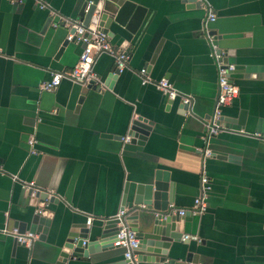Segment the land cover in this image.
<instances>
[{"label":"crops","instance_id":"obj_1","mask_svg":"<svg viewBox=\"0 0 264 264\" xmlns=\"http://www.w3.org/2000/svg\"><path fill=\"white\" fill-rule=\"evenodd\" d=\"M131 1L147 11L141 28L108 36L130 54L127 67L110 79L116 60L103 54L94 65L100 82L64 80L47 92L41 84L79 62L84 45L65 44L64 22L81 21L87 0H0V264L124 258L122 248L59 260L72 227L100 231L121 213L126 185L150 183L158 170L169 172L178 209H192L202 178L209 180L208 210L186 223L191 241L176 245L181 253L202 264H264V0H205L214 21L197 0ZM214 50L234 66L230 81L240 95L222 108L221 132L208 138L219 95ZM161 80L190 99L187 111L157 88ZM140 117L153 123L144 145L129 137ZM37 214L50 223L31 246L4 234Z\"/></svg>","mask_w":264,"mask_h":264},{"label":"water","instance_id":"obj_2","mask_svg":"<svg viewBox=\"0 0 264 264\" xmlns=\"http://www.w3.org/2000/svg\"><path fill=\"white\" fill-rule=\"evenodd\" d=\"M146 12L145 8L131 0H87L80 16L84 26L89 30H97L113 39L116 36L122 37L127 32L136 35L143 24ZM71 33H75V30L72 29ZM65 44L69 42L66 41ZM213 44H217L215 40ZM224 62L227 64L226 60ZM119 74L120 71L116 69L109 78L115 79ZM188 108V104H185L184 109L187 111ZM152 125V122L142 117L133 121L129 132L131 142L138 141L137 144L144 145ZM225 155L219 152L210 153V156L223 160L228 157ZM229 159L236 160L233 156ZM32 194L34 189L31 188L30 195ZM35 195L43 200L49 198L46 192ZM50 201L53 202L52 197ZM175 201V186L170 181L169 172L156 171L150 183H128L122 204V211L127 208L123 223L136 233L140 241L136 250L137 261L128 260L124 255L122 259L109 257L102 260L101 264H202L197 254L181 253V249L176 246L190 244V239L185 241L182 239L186 233V223L192 221L193 215L191 211L181 215L180 209L173 206ZM49 223V220L37 214L30 224L19 222L15 226L13 223L10 226H15L16 229L9 228L6 231L17 230L18 234H25L29 229V233L41 234L42 238L48 231ZM120 224L118 218H110L104 221L100 231L96 233H93L89 226L75 225L68 234L59 260L68 262L73 259H89L102 252L122 249L115 246L117 235L121 230ZM41 225L46 227L41 228ZM11 237L16 244H19L17 238Z\"/></svg>","mask_w":264,"mask_h":264},{"label":"built area","instance_id":"obj_3","mask_svg":"<svg viewBox=\"0 0 264 264\" xmlns=\"http://www.w3.org/2000/svg\"><path fill=\"white\" fill-rule=\"evenodd\" d=\"M200 5L204 6L208 10V19L210 21L216 20L215 13L207 6L205 0H197ZM69 27L70 32L68 34V42H81L84 45V49L80 55L78 64L69 72H59L53 75L51 81L41 84L40 89L42 91L53 92L55 91L64 80L73 82L80 86H89L92 83L100 82V78L94 71V65L99 56L103 54H110L116 60L117 69L121 72L125 69L130 61V54L124 50L115 49L111 43L108 35L103 34L97 30H89L84 26L82 21L64 22ZM74 29L75 33H71ZM214 49H217L216 45H213ZM214 57L219 67V95L217 100L216 109L208 126L207 137L211 138L221 132V117L222 108L230 105L240 95V89L230 81V75L234 71V66L226 64L222 54H219V50H214ZM143 84L150 83L147 69L141 70ZM159 88L168 98L175 100L180 98L185 104L190 103V99L179 94L168 80H161L156 83ZM129 141V138H127ZM36 144L35 140L30 141V145ZM32 154H36L32 151ZM207 156L210 155V151H206ZM208 178H202V192L201 195L196 199L195 205L192 209H180V214L184 215L187 211H191L192 215H201L208 210V192L209 187ZM33 187V186H32ZM125 211L116 217L121 221V230L117 235L115 246L124 248L126 250L125 257L128 260L137 261L136 250L139 247L140 241L135 232L129 230V228L123 223V217ZM91 224V220L88 221ZM4 234L17 238L18 242L23 245L31 246L36 240V236L31 233L18 234L17 230L11 232L4 231ZM190 237L186 236L182 240L185 241Z\"/></svg>","mask_w":264,"mask_h":264}]
</instances>
